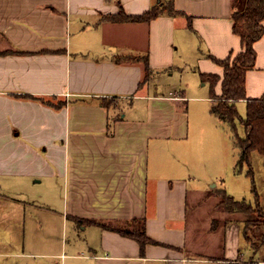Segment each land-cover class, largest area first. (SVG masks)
I'll return each mask as SVG.
<instances>
[{
    "label": "crops",
    "instance_id": "0c3cea01",
    "mask_svg": "<svg viewBox=\"0 0 264 264\" xmlns=\"http://www.w3.org/2000/svg\"><path fill=\"white\" fill-rule=\"evenodd\" d=\"M242 4L0 0V264H264L241 214L219 206L225 188L201 190L221 178L225 127L235 142L212 111L223 75L212 57L243 50L231 18ZM154 6L149 21L111 18ZM254 48L247 98L264 94V32ZM187 51L199 75L219 77L214 97L207 80L187 96L203 102L198 116L160 81ZM134 221L153 241L142 251L111 229Z\"/></svg>",
    "mask_w": 264,
    "mask_h": 264
},
{
    "label": "trees",
    "instance_id": "16d2710c",
    "mask_svg": "<svg viewBox=\"0 0 264 264\" xmlns=\"http://www.w3.org/2000/svg\"><path fill=\"white\" fill-rule=\"evenodd\" d=\"M173 9H169L172 11ZM158 7H151L148 11L140 15H127L120 7L116 15L112 16L113 20H134V21H149L156 17ZM232 30L240 37L243 50L236 54L232 60L231 56L225 59H212L223 67V75L221 78V94L217 96L216 104L212 107V111L216 113L220 119L226 121L233 131L235 144L239 148L238 158L235 163V172L239 173L243 164L248 166L247 173L252 176V170L249 166V157L251 151H256L264 156V94L259 98H247L245 93V73L248 69L254 66L256 51L254 43L259 39L264 27V0H243V4L239 8H234L231 12ZM146 74L149 73L147 58H145ZM203 81L207 80L210 83V95L215 96L214 86L219 77L216 74L200 73ZM245 99V113L242 116L238 112L237 102ZM237 123L243 128V133H238ZM253 192L255 190L253 189ZM220 196L219 206L224 210L232 213H239L243 217L244 237L257 249L260 245H264V230L256 234L257 241H252L249 236V231L252 234L251 227L257 226V217H264V211L258 206L252 207L243 198L235 199L224 190H218ZM257 199V195L255 194ZM138 222V221H137ZM136 223L135 221L133 224ZM101 224V223H99ZM101 226L106 227L105 224ZM111 227V226H110ZM123 235L130 236L136 239L140 245L141 251L147 242H153L144 231V227L140 226L130 229L114 228ZM256 251V250H254ZM246 264H261L256 261H250Z\"/></svg>",
    "mask_w": 264,
    "mask_h": 264
},
{
    "label": "rangeland",
    "instance_id": "374dc122",
    "mask_svg": "<svg viewBox=\"0 0 264 264\" xmlns=\"http://www.w3.org/2000/svg\"><path fill=\"white\" fill-rule=\"evenodd\" d=\"M233 57H231V60ZM194 61L195 60L190 58L189 51H187L180 59H178L176 68L174 67V69H172V71H174L173 74L170 75L168 73H164L160 81L167 90L183 89L184 95L187 100L185 102V105L187 104L189 114H191V116H194L195 114L198 116L203 110H201L200 107L202 106L203 102L196 103L194 100L189 99L187 96L195 94V90L203 89L204 91H207V85H201L203 80L196 70L197 68ZM158 91H161V89H159ZM244 104L246 105V102H244ZM239 108L241 109L240 114L244 116L243 106H240ZM237 126L238 133H240L241 135L243 133V128L241 129L239 123H237ZM223 131V138H221L220 140V144L222 147L221 150L223 153V161L219 168L218 166L215 167V169L219 171L221 178L208 180L206 176L205 178H203L204 180L202 182L203 184L201 186V190L207 191L209 188L211 189L213 187H224L227 193L232 195L235 199L244 198L250 204V206L257 207L256 205H258L264 211V156L257 153L256 151H251V155L249 157V166L252 170V176H249V174L247 173L248 166L246 164H243L239 173H236L233 170V166L236 162L235 159L237 147L233 138L229 136L227 127H225V130L223 129ZM210 160L213 161L214 158L211 157ZM253 189L255 190V192H253ZM255 194L258 197L257 199H255ZM205 195L206 194L204 193V196ZM259 197L261 203L259 201ZM200 203L201 210L205 212V214L202 215L203 217L212 215V213L215 211V209L213 208V204L210 202V198L204 199ZM194 209L195 207L192 208V210ZM197 210L199 211V208H196L195 212H197ZM192 215L193 213L190 212V217ZM234 217V214L230 215V218ZM256 225L257 226L251 227L252 234L249 231V236L253 241H257L258 238L256 237V234L264 230V217H257ZM138 226H140L139 223H132V226L128 227L130 228V230H133ZM121 227L126 228L127 226L121 225ZM66 235L67 237H69V233L66 232ZM249 244H251V242Z\"/></svg>",
    "mask_w": 264,
    "mask_h": 264
}]
</instances>
